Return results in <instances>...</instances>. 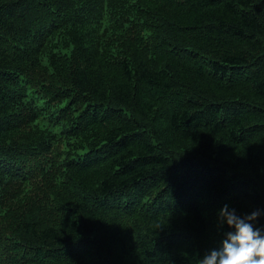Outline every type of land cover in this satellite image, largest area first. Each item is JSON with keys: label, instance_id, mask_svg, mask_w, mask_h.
<instances>
[{"label": "trees", "instance_id": "16d2710c", "mask_svg": "<svg viewBox=\"0 0 264 264\" xmlns=\"http://www.w3.org/2000/svg\"><path fill=\"white\" fill-rule=\"evenodd\" d=\"M226 204L264 212V0H0V264H196Z\"/></svg>", "mask_w": 264, "mask_h": 264}, {"label": "clouds", "instance_id": "9594fccd", "mask_svg": "<svg viewBox=\"0 0 264 264\" xmlns=\"http://www.w3.org/2000/svg\"><path fill=\"white\" fill-rule=\"evenodd\" d=\"M262 214L255 210L241 216L235 208L224 205L217 213L218 224H226L232 231L224 233L219 249L205 253L196 264H264V228L254 227Z\"/></svg>", "mask_w": 264, "mask_h": 264}]
</instances>
